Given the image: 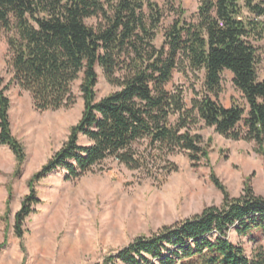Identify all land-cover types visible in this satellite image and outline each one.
<instances>
[{"label":"trees","instance_id":"16d2710c","mask_svg":"<svg viewBox=\"0 0 264 264\" xmlns=\"http://www.w3.org/2000/svg\"><path fill=\"white\" fill-rule=\"evenodd\" d=\"M163 1L0 0V29L14 32L8 36L13 80L30 92L35 107L73 105L72 86L79 78L84 99L67 140L30 180V193L15 215L19 237L38 202L35 183L60 168L69 179L110 157L130 169L148 168L157 155L175 150L187 152L195 166L208 163L210 144L194 132L200 121L227 138L254 141L264 155V78L259 79L258 48L251 41L264 39V0H202L195 21L184 17L177 0ZM244 9L252 16H244ZM167 10L177 17L157 45ZM98 68L117 87L100 99ZM188 69L204 71V94L191 108L182 88L168 87L176 70ZM227 70L246 104L219 101ZM4 82L0 74V144L21 164L26 153L11 129ZM81 135L88 144L80 143ZM211 178L223 193L221 205L138 236L103 264H264L263 248L249 256L229 237L231 228L239 235L264 232V196L254 192L252 176L238 197L214 173Z\"/></svg>","mask_w":264,"mask_h":264},{"label":"rangeland","instance_id":"374dc122","mask_svg":"<svg viewBox=\"0 0 264 264\" xmlns=\"http://www.w3.org/2000/svg\"><path fill=\"white\" fill-rule=\"evenodd\" d=\"M164 4L163 0H158ZM202 0H177L188 21H195ZM244 16H252L244 9ZM177 15L167 10L156 44L161 45L165 28ZM89 24L96 19H88ZM0 29V74L8 86L10 121L13 134L22 142L26 158L19 164L12 150L0 144V264H103L136 237L152 235L162 226L201 213L211 205H221L223 193L212 181V173L227 188L231 197L243 193L252 176V187L264 196V155L254 141L234 140L200 121L194 132L209 145V162L194 165L187 152L161 153L148 168L130 169L110 157L75 179L60 168L35 183L38 202L22 226L23 236L15 232V215L30 193L34 174L67 140L70 129L82 116L84 99L81 79L72 86L75 103L59 109L38 110L29 91L13 80L8 36ZM258 48L259 79L264 78V39H251ZM97 99L117 89L98 68ZM204 71L176 70L169 89L182 88L188 107L204 94ZM224 90L219 101L230 106L235 100L246 104L233 83V74H223ZM173 119H176L173 118ZM81 144L89 140L81 135ZM146 143L141 145V149ZM230 239L244 246L253 256L264 249V232L254 229L239 235L235 228ZM119 264H125L120 262Z\"/></svg>","mask_w":264,"mask_h":264}]
</instances>
